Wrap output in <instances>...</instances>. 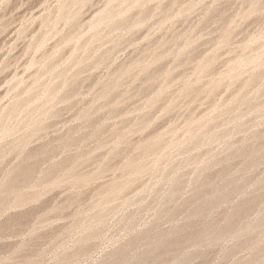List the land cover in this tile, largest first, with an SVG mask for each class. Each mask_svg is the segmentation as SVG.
Wrapping results in <instances>:
<instances>
[{"label":"rangeland","instance_id":"rangeland-1","mask_svg":"<svg viewBox=\"0 0 264 264\" xmlns=\"http://www.w3.org/2000/svg\"><path fill=\"white\" fill-rule=\"evenodd\" d=\"M0 264H264V0H0Z\"/></svg>","mask_w":264,"mask_h":264}]
</instances>
